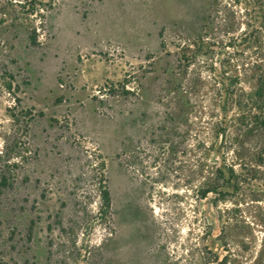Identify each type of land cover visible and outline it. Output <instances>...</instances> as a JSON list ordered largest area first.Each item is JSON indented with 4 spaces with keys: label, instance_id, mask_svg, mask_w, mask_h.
Returning <instances> with one entry per match:
<instances>
[{
    "label": "rangeland",
    "instance_id": "1",
    "mask_svg": "<svg viewBox=\"0 0 264 264\" xmlns=\"http://www.w3.org/2000/svg\"><path fill=\"white\" fill-rule=\"evenodd\" d=\"M212 6L0 0V264H208L205 247L252 263L262 228L238 236L258 205L195 193L209 73L191 55Z\"/></svg>",
    "mask_w": 264,
    "mask_h": 264
},
{
    "label": "trees",
    "instance_id": "2",
    "mask_svg": "<svg viewBox=\"0 0 264 264\" xmlns=\"http://www.w3.org/2000/svg\"><path fill=\"white\" fill-rule=\"evenodd\" d=\"M30 40L36 43L35 36ZM194 46L193 64L203 58L202 67L209 73L202 78L197 72L193 84L198 136L193 170L198 182L196 197L206 199L214 194L215 204L248 198V206L258 205L259 214H253L250 223L243 221L238 237L248 240V245L255 243V226L262 228L259 250L251 264H264V208L259 206L264 203L259 198L264 191L252 192V199L247 194L256 184L264 187V0H213L203 35ZM201 87L205 89L202 95ZM210 153L218 160L208 158ZM100 196L107 214L111 194L102 182ZM222 234L227 240L234 237L228 226ZM202 255L208 264H240L235 254L219 258L207 247Z\"/></svg>",
    "mask_w": 264,
    "mask_h": 264
}]
</instances>
